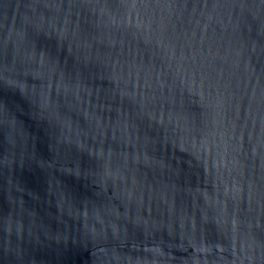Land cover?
<instances>
[{
	"label": "water",
	"instance_id": "water-1",
	"mask_svg": "<svg viewBox=\"0 0 264 264\" xmlns=\"http://www.w3.org/2000/svg\"><path fill=\"white\" fill-rule=\"evenodd\" d=\"M0 264H264V0H0Z\"/></svg>",
	"mask_w": 264,
	"mask_h": 264
}]
</instances>
